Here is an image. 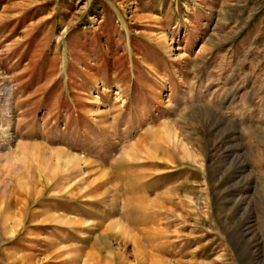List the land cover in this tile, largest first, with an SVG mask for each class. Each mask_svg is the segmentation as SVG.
Segmentation results:
<instances>
[{
	"label": "rangeland",
	"instance_id": "374dc122",
	"mask_svg": "<svg viewBox=\"0 0 264 264\" xmlns=\"http://www.w3.org/2000/svg\"><path fill=\"white\" fill-rule=\"evenodd\" d=\"M0 264H264V0H0Z\"/></svg>",
	"mask_w": 264,
	"mask_h": 264
},
{
	"label": "bare ground",
	"instance_id": "6f19581e",
	"mask_svg": "<svg viewBox=\"0 0 264 264\" xmlns=\"http://www.w3.org/2000/svg\"><path fill=\"white\" fill-rule=\"evenodd\" d=\"M139 203H144V202L141 201V202H139ZM153 211H154V210H153ZM145 218H146V219H145V225H147V224H149V223H152V222H154V220H155V216H154L153 214H150V215L146 216ZM128 223H129V221H128ZM130 223H131V222H130ZM150 225H152V224H150ZM148 236H149V237H155V236H158V235H157V234H154V233H149ZM136 238H137V237H136ZM135 243H136V242H135ZM135 245L137 246L138 249H141L142 252L145 253V255H146V252L143 250L144 248H143L142 246L138 245L137 243H136ZM153 247H154V246H153ZM156 249H158V247H157ZM136 259H137V258H136Z\"/></svg>",
	"mask_w": 264,
	"mask_h": 264
}]
</instances>
